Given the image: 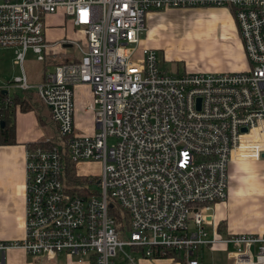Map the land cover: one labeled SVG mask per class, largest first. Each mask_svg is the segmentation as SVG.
I'll return each mask as SVG.
<instances>
[{
    "label": "built area",
    "instance_id": "2783aa9c",
    "mask_svg": "<svg viewBox=\"0 0 264 264\" xmlns=\"http://www.w3.org/2000/svg\"><path fill=\"white\" fill-rule=\"evenodd\" d=\"M204 8L230 12L245 71L173 74L140 46L149 12ZM56 13L81 38L47 44L43 20ZM65 44L77 58L29 84L26 54L43 62ZM0 48L20 70L1 89L34 92L54 127L25 146L24 237L0 243V254L19 248L31 264L61 254L205 264L201 249H221L231 264H264V235L221 236L209 220L226 199L229 163L264 155V0H0ZM77 86L89 90L91 134L74 127ZM92 161L98 179L75 173L84 182L67 183V163Z\"/></svg>",
    "mask_w": 264,
    "mask_h": 264
},
{
    "label": "crops",
    "instance_id": "0c3cea01",
    "mask_svg": "<svg viewBox=\"0 0 264 264\" xmlns=\"http://www.w3.org/2000/svg\"><path fill=\"white\" fill-rule=\"evenodd\" d=\"M177 10H192L189 12V16H187V18H196V20H202L207 24L220 27L218 28V31L220 32H215L213 34L214 37L211 39L207 51H202L201 54V57H209L217 61L218 64L204 68H194L198 71V73L214 74L242 72L248 68L236 26L232 20L233 18L230 12L227 9L204 8ZM146 19L147 18H145V21ZM65 23L69 25V29L72 32L75 30L68 20H66ZM151 30L152 28H150L149 31L146 29L145 36L151 33ZM77 35L78 36L75 37L74 34H71V36L59 34V37L53 42L59 40L70 41L81 38L79 34ZM140 46L142 48H148L155 51L157 50L153 44L150 42L146 44L145 42H142V40L140 42ZM57 48L61 49L57 52L59 55H62L65 58H63L65 62H72L75 60V58H77L75 56H67L68 53L66 50L71 48L69 44H65ZM12 65L15 66L13 63ZM43 73H41V75H39L35 81L30 78L31 81L29 80V82H27L31 85L37 84L40 81ZM16 76H19V74ZM79 88L89 94V90L85 86H77L74 88V90ZM0 91L5 92L2 94L7 99L8 90L0 89ZM23 93L25 94V92ZM23 99H27L29 102V108L26 111H20L16 106L14 108L13 115L11 116L13 143L0 145L1 244L19 243L24 237V201L22 186L24 178L23 166L25 146L29 143L40 141L42 138H46L47 136H49L47 138H52L54 136V127L49 120L48 110L46 107L40 104L35 93L28 92V94H25ZM30 99H33L34 104H32ZM89 101L87 103H89ZM73 117L74 127L78 133H92L93 128L91 124V116L90 127L85 129L80 126L77 120L75 121V114ZM50 127L53 128L52 136L50 134L51 131H49ZM210 215V228L214 229V231L221 236L264 235V158L258 160L235 159L229 163L227 168L226 199L223 202L215 204ZM0 255V257H2L0 264H31V260L26 256L24 251L19 248L6 249ZM204 263L231 264L221 249L214 250L209 256L208 261ZM40 264L90 263L86 260L77 261L73 257L61 254L56 256L51 261L40 262ZM134 264L176 263L168 259L147 260L136 258Z\"/></svg>",
    "mask_w": 264,
    "mask_h": 264
},
{
    "label": "rangeland",
    "instance_id": "374dc122",
    "mask_svg": "<svg viewBox=\"0 0 264 264\" xmlns=\"http://www.w3.org/2000/svg\"><path fill=\"white\" fill-rule=\"evenodd\" d=\"M190 11L192 10L174 9L149 12L147 14L145 27L147 31L150 28L152 30L147 36L144 34L145 37H142V42L153 44L157 49L156 54L159 67L166 72L173 74L198 73L194 68H204L218 64L217 61L209 57H201V54L202 51H207L208 45L214 37L213 34L220 32L218 31L220 27L207 24L202 20H196V18H187ZM66 20L60 13L44 17V38L47 44L53 43L59 37V34L66 36L74 34L75 37L78 36L76 29L73 32L69 29V25L65 23ZM52 50L56 53L61 49L53 48ZM66 52L68 53L67 56L77 57L75 47L68 48ZM56 54L54 57H46L43 62H37L34 56L28 52L23 63V70L27 81L29 82L30 78L35 81L41 73L49 70L50 66L65 62L62 55ZM12 59L13 55L10 49L0 48V89L5 85L11 84L10 82H12L13 77L20 73L19 68L12 65ZM24 96L25 94L21 90L11 88L8 90L7 98L12 99L17 97L23 99ZM30 100L34 104L33 99ZM88 101L89 94L87 92L80 88L73 91L75 121L77 120L83 129L90 127L91 115L84 110ZM52 130L53 128L50 127L51 136L53 134ZM74 171L77 175L98 179L100 165L95 161L78 163L75 165ZM90 189L97 190V187L92 184L90 185ZM123 251L128 253L125 248H123ZM197 256L201 257V261L204 263L208 261L210 255L206 249H201V252H198ZM118 262L117 259L116 263L118 264Z\"/></svg>",
    "mask_w": 264,
    "mask_h": 264
},
{
    "label": "trees",
    "instance_id": "16d2710c",
    "mask_svg": "<svg viewBox=\"0 0 264 264\" xmlns=\"http://www.w3.org/2000/svg\"><path fill=\"white\" fill-rule=\"evenodd\" d=\"M0 91V123L3 127L0 128V145L13 143V130L11 125V116L13 115L14 108L17 106L20 111H26L29 108L27 99H6ZM28 94V92H25ZM65 179L67 183H81L84 179L75 175L73 164L67 163L65 165Z\"/></svg>",
    "mask_w": 264,
    "mask_h": 264
},
{
    "label": "water",
    "instance_id": "95a60500",
    "mask_svg": "<svg viewBox=\"0 0 264 264\" xmlns=\"http://www.w3.org/2000/svg\"><path fill=\"white\" fill-rule=\"evenodd\" d=\"M67 47H69V46H67ZM3 93H5V92H3ZM2 127H3V124L0 123V128H2ZM262 158H264V155H262Z\"/></svg>",
    "mask_w": 264,
    "mask_h": 264
}]
</instances>
